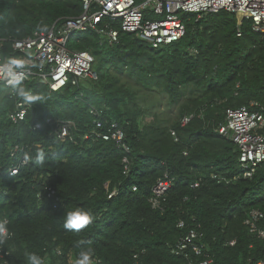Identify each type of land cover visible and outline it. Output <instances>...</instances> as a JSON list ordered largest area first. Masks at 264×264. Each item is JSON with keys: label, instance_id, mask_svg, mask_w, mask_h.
Here are the masks:
<instances>
[{"label": "trees", "instance_id": "trees-1", "mask_svg": "<svg viewBox=\"0 0 264 264\" xmlns=\"http://www.w3.org/2000/svg\"><path fill=\"white\" fill-rule=\"evenodd\" d=\"M82 12V0H0V54L19 58L13 40ZM183 18L185 36L158 48L124 31L118 44L92 31L72 34L68 47L95 56L97 79L57 91L39 77L13 86L0 82V221L9 229L4 245L11 261L28 264L27 255L35 253L44 264H75L81 247H91L101 264H181L184 258L173 253L187 230L178 227L180 220L201 224L206 248L200 259H264V239L244 224L252 208L264 209V168L251 179L233 180L242 173L239 150L218 130L228 108L253 100L264 106V33L236 12ZM21 87L42 100L16 121ZM185 116L191 118L182 125ZM67 120L74 123L73 141L59 136V123ZM112 122L124 129L130 153L113 141L85 139ZM166 173L174 183L164 210L154 209L152 189ZM213 173L231 182L218 183ZM48 187L61 197L56 208ZM114 188L119 193L109 198ZM75 208L94 216L79 232L64 227L67 211Z\"/></svg>", "mask_w": 264, "mask_h": 264}, {"label": "built area", "instance_id": "built-area-1", "mask_svg": "<svg viewBox=\"0 0 264 264\" xmlns=\"http://www.w3.org/2000/svg\"><path fill=\"white\" fill-rule=\"evenodd\" d=\"M83 12L77 16L67 17L56 22L46 31L35 32L23 39H16L12 47L20 56L16 60L22 62L21 67H13L12 72L25 82L33 77H39L49 85L53 91H57L68 84L78 85L85 78L97 79L94 71L95 56L87 50H72L68 47L69 39L75 32H95L99 37L110 44L120 42V33L130 32L137 34L153 47L158 48L180 40L186 34L184 14L197 13L199 17L204 13L219 12L222 10L236 12L244 19L253 23V29L264 33V0H82ZM239 35L241 32L239 31ZM9 59L0 54V82L7 86L15 85L13 76L9 75ZM31 103L19 101L17 111L13 118L24 120ZM91 113L97 111L92 108ZM191 116H185L181 124L186 125ZM48 123L52 119L47 120ZM105 123L98 120L97 128L102 129ZM42 123L35 124V128L41 129ZM71 120L60 121L59 136L62 139L70 138L72 141ZM221 136L232 139L239 150V163L242 173L236 175L233 180L251 179L259 168H264V106L260 101H251L249 105L237 108H228L225 122L218 127ZM172 135L178 141L175 130ZM101 138L105 141H113L115 145L130 153L131 147L127 142L124 129L116 122L108 123L106 130L97 129L88 132L85 139L95 140ZM18 146L12 151L14 156ZM184 154H188L185 151ZM24 160L22 164H25ZM125 173L129 170L130 160L124 157ZM21 165L13 166L9 174L18 173ZM212 178L218 183L231 182L226 176L212 174ZM202 179L197 180L193 186L198 187ZM174 178L166 173L159 178L152 189L150 203L154 209L164 210L166 194L172 187ZM107 189L109 185H106ZM133 190H137L134 186ZM47 193L54 201V207L61 202V197L53 187L47 188ZM119 190L114 188L109 191V198L118 195ZM195 222V220H194ZM244 224L249 232L264 239V209L252 208ZM179 228H187L183 237L177 242L173 253L182 256L181 264H214L213 257L205 254L206 258L200 259L205 251V245L200 242L204 233L201 224L188 225L185 220H180ZM10 235L8 234V237ZM236 240L230 241L234 245ZM137 256V255H136ZM102 260L94 255L93 264H101ZM0 264H16L10 259V251L5 245H0ZM256 264H264V259Z\"/></svg>", "mask_w": 264, "mask_h": 264}, {"label": "clouds", "instance_id": "clouds-1", "mask_svg": "<svg viewBox=\"0 0 264 264\" xmlns=\"http://www.w3.org/2000/svg\"><path fill=\"white\" fill-rule=\"evenodd\" d=\"M47 29H41L46 31ZM22 62L16 59L9 61L8 72L10 76H13L12 82L15 85L20 84V78L15 76L12 72L13 67H21ZM19 95L24 99L25 103H35L42 100L39 95H33L24 88L19 89ZM94 220V216L91 212L84 208L69 209L65 217L64 227L75 232H79L81 229L87 227ZM9 234L7 223L0 221V245L6 243ZM78 246L82 245L83 242H77ZM94 249L91 247H81L78 257L76 258L75 264H93ZM28 264H44V260L35 253H29L27 255Z\"/></svg>", "mask_w": 264, "mask_h": 264}, {"label": "rangeland", "instance_id": "rangeland-1", "mask_svg": "<svg viewBox=\"0 0 264 264\" xmlns=\"http://www.w3.org/2000/svg\"><path fill=\"white\" fill-rule=\"evenodd\" d=\"M3 84H4V83H3ZM3 86H4V85H1V88H2V89H4V87H3Z\"/></svg>", "mask_w": 264, "mask_h": 264}]
</instances>
